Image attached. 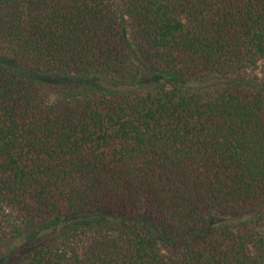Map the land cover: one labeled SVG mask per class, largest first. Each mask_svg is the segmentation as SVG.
<instances>
[{
	"label": "trees",
	"instance_id": "trees-1",
	"mask_svg": "<svg viewBox=\"0 0 264 264\" xmlns=\"http://www.w3.org/2000/svg\"><path fill=\"white\" fill-rule=\"evenodd\" d=\"M0 264H264V0H0Z\"/></svg>",
	"mask_w": 264,
	"mask_h": 264
},
{
	"label": "rangeland",
	"instance_id": "rangeland-1",
	"mask_svg": "<svg viewBox=\"0 0 264 264\" xmlns=\"http://www.w3.org/2000/svg\"><path fill=\"white\" fill-rule=\"evenodd\" d=\"M142 79L143 80H149L152 76L151 73L147 70H143L142 71ZM41 239H39L38 237H34L31 238L30 240H28L24 245H23V250H29L31 248H33L35 245H37L40 242Z\"/></svg>",
	"mask_w": 264,
	"mask_h": 264
}]
</instances>
